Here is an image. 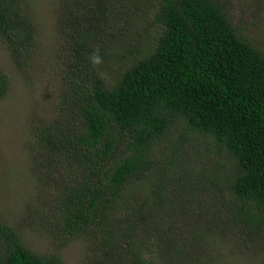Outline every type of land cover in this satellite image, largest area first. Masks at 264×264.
I'll use <instances>...</instances> for the list:
<instances>
[{
  "label": "trees",
  "instance_id": "trees-1",
  "mask_svg": "<svg viewBox=\"0 0 264 264\" xmlns=\"http://www.w3.org/2000/svg\"><path fill=\"white\" fill-rule=\"evenodd\" d=\"M115 1L119 2L94 0L99 19H112L99 24H111L108 41L113 44L117 22H125ZM91 16L72 18L78 35L67 55L59 57L61 112L42 140L66 168L57 216L64 232L86 236L111 223L123 195L160 169L154 147L180 126L211 137L234 163L233 197L242 206L254 205L258 212L232 213L260 227L264 221V52L238 36L217 0H156L153 24L160 30L156 46H139L142 40L133 33L128 37L131 45L116 46L115 53L106 50V63L112 61L116 77L109 86L89 59L100 36L87 32L88 25L95 23ZM125 24L129 27V20ZM0 40L16 64L29 63L36 28L27 0H0ZM9 89L10 79L0 70V101ZM162 188L152 192L154 207L160 204ZM136 208L129 223L132 238L153 209L145 202ZM0 264L64 263L56 255L29 250L10 226L0 225Z\"/></svg>",
  "mask_w": 264,
  "mask_h": 264
},
{
  "label": "rangeland",
  "instance_id": "rangeland-1",
  "mask_svg": "<svg viewBox=\"0 0 264 264\" xmlns=\"http://www.w3.org/2000/svg\"><path fill=\"white\" fill-rule=\"evenodd\" d=\"M217 1L238 36L264 52V0ZM155 2L115 1L121 18L130 22L129 27L117 22L115 45L108 41L111 24H99L112 19H99L94 0H27L36 28L29 63L16 64L0 40V70L10 79L8 95L0 101V225L10 226L29 250L56 255L64 264H264V221L255 228L232 213L258 212L233 197L234 163L211 137L184 126L169 131L154 147L160 169L123 195L116 218L101 231L73 237L57 219L66 168L42 140L61 112L59 57L67 55L78 35L72 18L92 15L88 18L95 23L87 32L99 33L94 50L102 60L95 66L111 86L115 69L111 71L112 61L106 63V50L115 53L116 46L131 45L133 33L142 40L139 46H156L160 30L153 24ZM161 186L160 204L154 207L152 192ZM143 202L153 209L132 238L129 223Z\"/></svg>",
  "mask_w": 264,
  "mask_h": 264
},
{
  "label": "clouds",
  "instance_id": "clouds-1",
  "mask_svg": "<svg viewBox=\"0 0 264 264\" xmlns=\"http://www.w3.org/2000/svg\"><path fill=\"white\" fill-rule=\"evenodd\" d=\"M89 59L94 66L99 65L102 62L98 50H94V52L89 56Z\"/></svg>",
  "mask_w": 264,
  "mask_h": 264
}]
</instances>
